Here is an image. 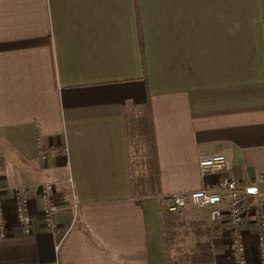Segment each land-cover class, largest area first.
<instances>
[{"label":"crops","instance_id":"0c3cea01","mask_svg":"<svg viewBox=\"0 0 264 264\" xmlns=\"http://www.w3.org/2000/svg\"><path fill=\"white\" fill-rule=\"evenodd\" d=\"M214 153L225 166L201 173ZM226 179L258 183L240 205L257 264L264 0H0V264H166V197ZM20 186L28 231L14 212ZM204 208L176 218L192 239L183 254L210 233L202 264H234L227 213L213 235Z\"/></svg>","mask_w":264,"mask_h":264},{"label":"built area","instance_id":"2783aa9c","mask_svg":"<svg viewBox=\"0 0 264 264\" xmlns=\"http://www.w3.org/2000/svg\"><path fill=\"white\" fill-rule=\"evenodd\" d=\"M226 164V157L223 153H214L203 156L199 159L198 165L200 172L213 171L222 169ZM242 184L234 179L224 180L218 188H200L189 192H173L166 197L165 205L170 211H176L185 206L190 201L197 207H210V217L218 219L226 212L229 219V231L231 238V253L234 264H248L244 256L245 247L242 242V236L238 232L240 228V205ZM51 185L44 184L42 190V198L44 200V212L48 217L52 215L53 207L50 199ZM222 191L225 192L226 202L225 209L222 208ZM1 193V192H0ZM14 196V212L16 219L22 224L25 231L30 229L31 216L28 209L27 199L24 195L23 188L16 187L13 190ZM225 210V211H224ZM256 213V247L258 252V263L264 264V218L261 216V209L258 207ZM5 229L4 208L0 198V234Z\"/></svg>","mask_w":264,"mask_h":264},{"label":"trees","instance_id":"16d2710c","mask_svg":"<svg viewBox=\"0 0 264 264\" xmlns=\"http://www.w3.org/2000/svg\"><path fill=\"white\" fill-rule=\"evenodd\" d=\"M161 223H162V236L165 245L166 264H202L211 261V239L210 233H201L199 236H205L204 240H195L191 253L187 255H179L173 253V246L177 240L176 218L178 219L175 211H170L166 207H162L160 211ZM194 234H197L195 230L200 227H193ZM209 231L213 235L219 234L221 231L220 220L213 219ZM207 230V229H206Z\"/></svg>","mask_w":264,"mask_h":264},{"label":"rangeland","instance_id":"374dc122","mask_svg":"<svg viewBox=\"0 0 264 264\" xmlns=\"http://www.w3.org/2000/svg\"><path fill=\"white\" fill-rule=\"evenodd\" d=\"M239 182V181H238ZM45 183H49L50 185H51V188H53V183H51V182H45ZM45 183H43V185H42V190H43V188H44V184ZM259 183H261V181H259ZM242 184V192H241V198H240V201H239V205H241V202H242V195H243V192H244V187L246 186V185H252L253 187H256L257 186V182L256 181H251V183H246V182H243V183H241ZM0 192H1V190H0ZM41 193H42V191H41ZM51 193H52V189H51V192H50V199H51V202H52V195H51ZM0 195H1V193H0ZM24 195H25V193H24ZM13 198H14V196H13ZM41 199H42V201L44 202V200H43V198H42V194H41ZM193 205V204H192ZM191 204H188V206L187 205H185V206H187L186 208L184 207H182V209L180 208V209H178V210H176L175 211V213H177V215H179V216H183V215H186V213H197V211H193V209L194 208H198L197 206H195V205H193L192 206ZM51 207H53L54 208V206H53V202H52V205H51ZM191 207H194V208H191ZM258 208V207H257ZM257 208H255V211H256V209ZM205 209H209V215H210V210H211V208H204V210ZM240 209V208H239ZM188 211V212H187ZM43 212H44V207H43ZM30 213V212H29ZM44 214L47 216V214L44 212ZM187 216V215H186ZM223 216V215H222ZM222 216H220L218 219H222ZM227 217H228V219H230V217H229V215L227 214ZM240 217H242L241 216V213H240ZM255 220H256V213H255ZM241 222H242V220H241ZM228 231H229V228H228ZM238 232L241 234V236H242V230L240 229V228H238ZM255 234H256V231H255ZM229 236H230V244H231V238H232V235H231V233H230V231H229V234H228ZM179 238H181V237H178L177 236V240L175 241V244H174V246H173V253L174 254H179V255H184L183 253H185L184 251L185 250H183L185 247H189V245L191 244V240L192 239H188V234H184V235H182V238L181 239H179ZM242 239V238H241ZM242 242H243V239H242ZM244 243V242H243ZM177 247V248H176ZM244 247H245V245H244ZM245 249V248H244Z\"/></svg>","mask_w":264,"mask_h":264},{"label":"water","instance_id":"95a60500","mask_svg":"<svg viewBox=\"0 0 264 264\" xmlns=\"http://www.w3.org/2000/svg\"><path fill=\"white\" fill-rule=\"evenodd\" d=\"M247 191L248 192H250V193H255L256 192V188H249V189H247Z\"/></svg>","mask_w":264,"mask_h":264}]
</instances>
